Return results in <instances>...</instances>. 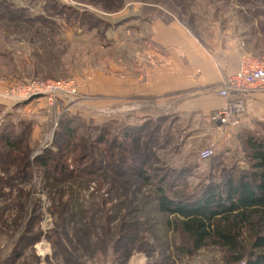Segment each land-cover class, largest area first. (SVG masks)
I'll list each match as a JSON object with an SVG mask.
<instances>
[{"label":"trees","instance_id":"16d2710c","mask_svg":"<svg viewBox=\"0 0 264 264\" xmlns=\"http://www.w3.org/2000/svg\"><path fill=\"white\" fill-rule=\"evenodd\" d=\"M46 1L43 13L34 15L28 6L0 0V22H13L17 29L28 24L31 28L24 30H29L39 21L42 26L35 30L44 37L38 29L57 25L53 17L71 23L75 19L89 29L101 21L58 0ZM77 1L99 4L107 12L122 10L126 2ZM254 5L252 18L264 33V9ZM43 41V46L49 45ZM145 119L127 126L121 135H111L109 127L66 114L52 145L34 158L28 140L31 123L21 119L2 126L0 231L7 224V212L16 214L14 226L24 232L13 240L1 264H18L24 249L43 237L52 246V257L58 261L54 264H95L97 258L106 264H128L137 252L148 258L146 264H176L181 256L191 257L205 248H213L218 262L225 264H264V136L246 132L248 168L215 169L221 162L213 158L210 175L193 183L190 175L199 166L198 157L184 167L153 166L160 160L157 139L165 118ZM35 176L55 215L46 232H32L41 218L39 199L26 187ZM35 257L40 264L41 258Z\"/></svg>","mask_w":264,"mask_h":264},{"label":"rangeland","instance_id":"374dc122","mask_svg":"<svg viewBox=\"0 0 264 264\" xmlns=\"http://www.w3.org/2000/svg\"><path fill=\"white\" fill-rule=\"evenodd\" d=\"M14 1L30 7L34 15L40 14L47 2ZM58 1L80 12H89L101 21L96 28L89 29L80 27L75 19L71 23L64 18L53 17L57 25L38 29L46 35L44 37H40L35 30L38 25L42 26L39 21L29 30H24V27L31 28L28 24L21 23L23 28L17 29L13 22H0V27L4 24L3 29L0 28V129L5 123H16L21 119L30 122L32 130L28 140L32 158L52 145L59 122L66 114L78 116L94 126L109 127L111 135H121L127 126L142 124L147 117L154 122L163 117L165 121L161 123L160 137L157 139L160 160L152 163L153 166L184 167L198 157L199 166L190 175L193 183L210 175L213 158L221 162L215 163V169L220 165L221 168L234 165L241 169L248 168L245 160L246 132L264 136L263 120L247 119L245 112H242L238 124L220 129L223 132L215 142L214 156L202 160L200 151L213 143L210 132L218 127L211 119V113L207 115L208 119L201 113L198 115V111L180 113L172 105H163L161 99L164 95L155 94V99L151 100L141 93L139 96L140 91L131 93L130 85H117L116 79H132V68L137 64L135 55L145 53L152 47L150 20L158 18L168 22L176 18L189 27L201 43L214 48L216 52L237 46L243 54H264V33L257 30L258 23L252 18L256 7L254 4L264 9V0H125L124 8L117 12H107L101 5L89 1ZM146 18V22L142 20ZM43 40L49 45L43 46ZM122 68L131 73L120 75ZM33 80L65 81L69 84L59 90L58 101H49L43 96L24 105L8 101L9 90ZM71 86L76 89L73 94L69 91ZM117 86L118 89H125L122 100L116 93ZM31 188L32 198L39 199L36 206L37 214L41 217L32 232H46L55 221L52 201L43 192L40 177L35 176L26 187ZM15 215L7 212L4 215L7 224L0 231V264L13 248V240L24 232L15 228ZM29 216L30 213L23 219V226ZM23 252L18 264H37L35 256L41 258L40 264L58 262L52 257V246L45 237L26 247ZM138 254L143 253L137 252L134 260L140 256ZM181 258L176 264H225L221 259L218 262V254L213 248H205L194 256ZM102 260L97 258L95 264H106L101 263Z\"/></svg>","mask_w":264,"mask_h":264},{"label":"crops","instance_id":"0c3cea01","mask_svg":"<svg viewBox=\"0 0 264 264\" xmlns=\"http://www.w3.org/2000/svg\"><path fill=\"white\" fill-rule=\"evenodd\" d=\"M150 21L152 47L135 55L137 64L132 68V79L120 81L117 77L116 84L130 85L131 93L140 91L139 96L142 94L151 100L155 99L153 95L162 94L164 106L172 105L180 113L198 111V115L201 113L208 119L207 115H212L226 101L218 90L225 78L238 70L244 52L237 46L216 52L201 43L192 30L176 18L169 22L162 18ZM130 73L122 68L120 75ZM124 90L117 86L116 93L121 100L125 97ZM244 104L247 119L264 121V93L247 96ZM221 132L219 126L212 128L211 142H217ZM138 255L135 260V256L130 259L131 264H146L147 257Z\"/></svg>","mask_w":264,"mask_h":264},{"label":"built area","instance_id":"2783aa9c","mask_svg":"<svg viewBox=\"0 0 264 264\" xmlns=\"http://www.w3.org/2000/svg\"><path fill=\"white\" fill-rule=\"evenodd\" d=\"M67 84L69 83L65 81L33 80L9 90L8 101L16 104L39 96L46 97L49 101L57 100V97H60L59 90ZM70 88L69 91L72 94L76 92L73 86ZM258 93H264V54H242L238 70L227 76L223 86L218 90L219 96L226 101L214 111L211 119L221 130L225 126L238 124L244 112V100L247 96ZM214 154L215 143L213 142L200 151V158L208 160Z\"/></svg>","mask_w":264,"mask_h":264}]
</instances>
